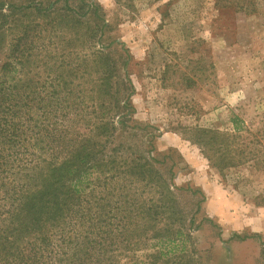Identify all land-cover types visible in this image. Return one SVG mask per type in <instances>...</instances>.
<instances>
[{"label":"rangeland","instance_id":"1","mask_svg":"<svg viewBox=\"0 0 264 264\" xmlns=\"http://www.w3.org/2000/svg\"><path fill=\"white\" fill-rule=\"evenodd\" d=\"M15 41L33 44L19 76L65 79L54 149L95 152L83 208L146 235L114 239L116 264H264V160L219 163L233 116L245 141L263 128L264 0H0V66Z\"/></svg>","mask_w":264,"mask_h":264},{"label":"trees","instance_id":"2","mask_svg":"<svg viewBox=\"0 0 264 264\" xmlns=\"http://www.w3.org/2000/svg\"><path fill=\"white\" fill-rule=\"evenodd\" d=\"M20 46L19 41L10 44L9 54L0 66V264H116L123 252L114 239L135 245L146 235L127 230L131 219L126 216L119 219L112 214L110 219L114 221L106 222L112 210L101 216L100 212L83 208L77 193L78 176L100 166L94 160L95 152L89 159V154H79L71 161L63 151L54 149L64 144L61 123L68 116L63 104L67 98L59 94L66 88L65 79L57 74L54 84L46 74L51 82L46 86L47 80L19 76L32 64L29 58L33 51L32 42ZM34 111L43 118L39 124ZM49 114L60 121L50 124ZM230 121L231 132L219 141L224 144L219 151L221 168L245 162L258 166L264 160L259 148L264 149V124L250 133L251 141H245L241 120L233 116ZM66 144H70L66 150L76 146L75 141ZM251 144L254 148L249 147ZM205 156L212 163L211 157ZM85 162L89 163L87 169L72 168ZM97 206L102 209L99 203ZM78 223L82 229L73 231L71 227ZM62 224L66 230H51ZM112 226L120 230L114 233ZM233 237L242 241L251 238L236 234Z\"/></svg>","mask_w":264,"mask_h":264}]
</instances>
